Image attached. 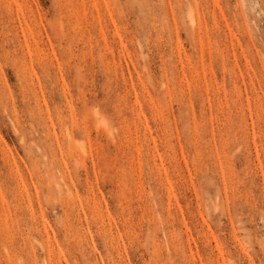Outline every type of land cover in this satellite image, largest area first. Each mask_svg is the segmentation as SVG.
Returning a JSON list of instances; mask_svg holds the SVG:
<instances>
[{
	"label": "rangeland",
	"instance_id": "rangeland-1",
	"mask_svg": "<svg viewBox=\"0 0 264 264\" xmlns=\"http://www.w3.org/2000/svg\"><path fill=\"white\" fill-rule=\"evenodd\" d=\"M48 260L264 264V0H0V264Z\"/></svg>",
	"mask_w": 264,
	"mask_h": 264
},
{
	"label": "bare ground",
	"instance_id": "bare-ground-1",
	"mask_svg": "<svg viewBox=\"0 0 264 264\" xmlns=\"http://www.w3.org/2000/svg\"><path fill=\"white\" fill-rule=\"evenodd\" d=\"M247 104H248V103H247ZM258 106H259V105H258ZM13 125H14V124H13ZM14 127H15V126H14ZM4 157H5V156H4ZM7 162H8V161H7ZM13 164H14V163H13ZM13 164H12V165H10V171H11V172H13V173H15V172H16V174H18L17 170H16L15 172L13 171ZM48 253H50V251H49V250H48ZM45 264H49V260H48V261H46V262H45Z\"/></svg>",
	"mask_w": 264,
	"mask_h": 264
}]
</instances>
